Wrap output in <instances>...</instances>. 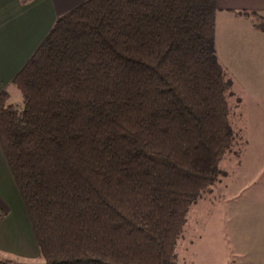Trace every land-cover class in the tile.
Masks as SVG:
<instances>
[{
  "label": "trees",
  "instance_id": "obj_1",
  "mask_svg": "<svg viewBox=\"0 0 264 264\" xmlns=\"http://www.w3.org/2000/svg\"><path fill=\"white\" fill-rule=\"evenodd\" d=\"M216 10L83 1L13 78L22 109L0 92V144L41 264L176 263L190 209L237 138Z\"/></svg>",
  "mask_w": 264,
  "mask_h": 264
},
{
  "label": "rangeland",
  "instance_id": "obj_2",
  "mask_svg": "<svg viewBox=\"0 0 264 264\" xmlns=\"http://www.w3.org/2000/svg\"><path fill=\"white\" fill-rule=\"evenodd\" d=\"M226 52L221 58L233 80L230 106L237 138L221 162L219 180L190 209L176 264H187L191 254L198 256L195 264H227L232 254L240 255L238 264H264V57L252 56L251 62L240 51ZM7 90L9 102L22 109V91L14 82ZM0 257L23 260L3 250Z\"/></svg>",
  "mask_w": 264,
  "mask_h": 264
},
{
  "label": "crops",
  "instance_id": "obj_3",
  "mask_svg": "<svg viewBox=\"0 0 264 264\" xmlns=\"http://www.w3.org/2000/svg\"><path fill=\"white\" fill-rule=\"evenodd\" d=\"M83 1L86 0H0V92L7 90L57 18ZM260 18H264V0H217L215 48L223 65L221 53L225 56L226 51H240L249 60L252 56L264 57V28L257 20ZM0 213V250L23 260H39L29 264H41L31 221L1 144ZM231 256L226 263L238 264L240 255ZM197 258L191 254L185 261L195 264ZM23 260L13 262L0 257V264H20Z\"/></svg>",
  "mask_w": 264,
  "mask_h": 264
}]
</instances>
